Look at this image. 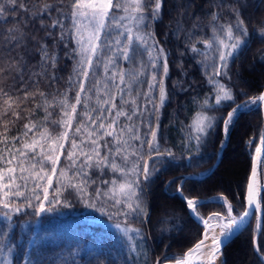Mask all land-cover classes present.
<instances>
[{
    "label": "trees",
    "instance_id": "trees-1",
    "mask_svg": "<svg viewBox=\"0 0 264 264\" xmlns=\"http://www.w3.org/2000/svg\"><path fill=\"white\" fill-rule=\"evenodd\" d=\"M24 2L29 8L35 3L37 14L45 11L46 4L54 7L43 19L19 7L16 12L0 16V157L7 160L10 153L19 156L20 151H27L23 147L25 143L38 140L35 153L42 158V149H49L65 132L67 138L58 140L64 147L55 149L60 159L51 186L46 179L35 182L29 179L22 188L33 207H26L24 198L16 201V206L24 207V211L13 216L14 225L8 237L0 239V245H7L0 252V264L4 263L5 255L9 264H29V261L31 264H161L199 241L203 226L198 220L212 214L224 216L225 202L233 213L243 212L245 183L263 124L261 110L259 105L241 110L227 134L223 133L221 117L226 118L228 111L259 95L262 89L264 0H162V10L156 19L152 18L156 0H142L146 26L140 32L147 34L146 42H134L133 47L148 49L142 57L143 65L136 64L139 57L126 62L122 55H117L118 64L111 69L142 68L143 74L139 77L142 83L136 89L148 97L133 93L137 104L124 105V108L130 114L134 108L139 110L132 120L121 117L118 125V129L130 126L139 139H129L132 133H127L128 145L124 146L127 159L123 158L124 153L113 155L109 157L108 167L84 168L86 177L80 171L85 159L81 153L93 154L94 146L88 129L82 127L87 120L83 115L84 106L77 105L69 128L64 123L67 117L61 104L67 100V110L71 111L70 105L75 104L79 81L83 79L77 74L80 58L73 51L77 49L76 41L68 37L59 39L62 31L74 33L73 0ZM55 7H61L68 17L63 29H51L52 21L59 18ZM111 15L119 19L124 13L113 10ZM241 19L248 43L235 56H229L227 67L221 68L220 53L226 49L220 41L228 43L229 25L235 26ZM9 29L17 30L18 44L8 38ZM118 38L127 43L124 36ZM206 42L212 47H206ZM42 44L50 56H55V68L50 66L51 60L42 63ZM193 47L198 51H192ZM97 71L96 79H102L105 76L102 64ZM217 71L221 74L217 75ZM160 81L166 92L162 104ZM92 82V77L85 81L86 89ZM152 83L157 86L149 89ZM221 88L229 91L234 99L222 100L217 105ZM125 99L129 97L126 95ZM116 102L119 105L118 90ZM91 103L94 106L95 99ZM201 114L212 118L214 126L198 143L195 122ZM77 127H81L80 133L76 132ZM153 131L157 133L153 147L158 151L144 143L153 141ZM42 133H47L44 139H41ZM73 139L78 142L76 149L72 148ZM106 142L112 143L113 138L104 137L99 141ZM100 151L101 155L107 154L105 148ZM69 152L75 154V165L68 158ZM216 157L217 163L212 167ZM113 160L123 172L111 168ZM26 163L30 165L31 160ZM145 165L148 179H145ZM5 166L0 161V168ZM51 167L50 163L46 165L48 175ZM60 170L66 171V177L59 176ZM202 172L201 177L195 176ZM260 175L264 182V167ZM125 181L134 182L136 193L127 202L118 191L119 184ZM35 183L40 187H35ZM69 183L82 187L83 191L70 187ZM181 184L183 189L179 191ZM45 187L49 200L56 197L59 203L45 201V208L52 210L36 215L39 201L34 197L38 195L43 200ZM3 195L0 191V198ZM118 199L122 201L119 204ZM186 199L199 201L193 213L197 220L192 217ZM128 203H139L142 211L133 212ZM258 204L261 221L264 220V190L258 195ZM4 211L0 208V213ZM252 213L246 226L222 246L220 264H264V228L256 226L255 211ZM2 226L0 221V229ZM117 226L138 229L135 241L128 239Z\"/></svg>",
    "mask_w": 264,
    "mask_h": 264
},
{
    "label": "snow or ice",
    "instance_id": "snow-or-ice-1",
    "mask_svg": "<svg viewBox=\"0 0 264 264\" xmlns=\"http://www.w3.org/2000/svg\"><path fill=\"white\" fill-rule=\"evenodd\" d=\"M22 8L26 12H32L33 15H38V18L43 19L45 14L51 13L53 10V5H44V12L39 14L36 13L37 5L33 3L31 8L28 7V4L24 0H0V16H4L9 12H16L17 8ZM144 4L142 0H124V3L121 4L116 2V0H73L72 10H71V27L74 29V33L70 31H62L59 39L61 41L65 40L66 37L73 39L77 43V49L73 51L79 56L77 62V74L81 75L83 79L79 81V91L75 97V104H71V111L67 100L61 101L65 109V116L67 120L64 123L67 124V127H72V121L75 118L77 113V105L83 104L84 106V117L87 120L82 123V127L88 129V137L91 140V144L94 146L91 150L93 154L81 153L85 156V159L82 161L80 166V171L83 172V176H87L88 173L84 172L83 169L86 167H108L109 166V157L113 155L119 156L121 153H124L123 158L127 159V149L124 147L128 145V139L125 138L127 133H132L129 139H139L135 134L134 130L128 127H120L118 129L119 120L121 117H124L127 120H132L133 115L139 110L134 108L131 111V114L125 110L124 105H136L137 101L133 97L144 95L148 97L147 93H141L137 91L136 85L142 83L139 77L143 74L142 68L137 67L135 70H127L117 68L112 71L114 65L118 64L116 60L117 55H122L126 62H132L134 57H139L141 59L136 61V64L143 65L142 57L145 51H148L144 47H133L134 42H139L143 44L146 42L147 34H141L140 29L142 26H146V18L143 15ZM113 10H122L124 15L120 16L117 19L116 16L111 15ZM162 10V0H156L155 8L152 12V18L156 19L158 14ZM55 11L59 13V18L52 21L51 29H56L57 27L64 28V23L68 19L64 15L61 7H55ZM237 15L239 12L237 10ZM216 17L213 15V20ZM85 21L87 23L85 24ZM124 21L129 23L125 25ZM123 29V31H120ZM13 29L8 30V38L14 39L16 44L19 43V39L15 35ZM135 31V35L133 34ZM52 34L51 32L49 33ZM264 35V32H262ZM124 36L127 43L122 41L118 37ZM248 33L244 27V21L238 20L235 26L229 25L227 29V38L228 43H225L223 40L220 41L221 46L226 49L220 53L221 68L227 67V60L229 56H235L237 51H239L243 46H245L248 41L246 37ZM8 42V39L5 40V43ZM206 47H212L210 42H206ZM15 47V45H13ZM41 61L43 64H47L51 60V67L55 68V56L51 55L47 51L45 44L41 45ZM192 51H198L193 47ZM75 58V57H73ZM103 65L105 76L102 79H96L99 76L97 69ZM152 67L155 68V63L152 64ZM167 62L164 64L165 73H167ZM2 71V69H0ZM110 73V74H109ZM217 75L221 73L217 71ZM89 77L93 78L91 86L86 89L85 81H88ZM153 80H156V77L153 76ZM157 86L155 83L149 84L148 87ZM161 89V104L163 103L166 92L163 86V81L159 82ZM117 90L119 93V105L117 104ZM27 90L25 89V93ZM222 95L217 96L216 104L219 105L222 100H233L234 98L229 91L221 88ZM4 95L7 96L8 93L4 92ZM44 94L41 93V96ZM128 96L129 99H125V96ZM95 99V105H92V101ZM150 99V97H149ZM258 101H264V94L260 95L258 98H254L250 101H246L242 105H238L236 108H233L230 112L227 113V118L221 117L224 124V133L227 134L233 120L237 117V114L241 112L242 109H245L249 104H256ZM8 101H5L7 103ZM207 103V102H206ZM155 107V106H154ZM90 109V110H89ZM158 110V108L156 109ZM212 118L200 115L198 116L195 127L197 133L196 139L197 142H201L208 131L213 127ZM28 127L27 125L25 126ZM32 131L31 128L28 129ZM76 132H81V127L76 128ZM27 135V133H25ZM157 133L152 132L153 141L145 140L144 143H147L150 149H154V140ZM47 136V133L41 134V139H44ZM104 137H112V143H99L100 140H103ZM60 138H67V132L62 134V137H58L57 141L53 142V145L47 149L41 150V157L36 156L35 149L38 140H33L31 144H24V149L27 151H20L19 156L11 154L7 160H4L3 157H0V161H3L6 166L0 168V191L3 192V198H0V208H3L5 211L0 213V221H2V229H0V239H6L9 235V231L14 225L13 216L24 211V207L16 206V201L24 198L27 200L26 207H33L32 201L24 197L22 188L26 186V183L29 179L35 181L47 180L48 186H51L53 176L58 172L56 167L59 162L60 157L55 155L56 147L63 148L62 143H58ZM83 143V141L79 142ZM78 147V142L73 139L72 148L76 149ZM101 148L107 149V154L101 155ZM261 151V149H258ZM30 153V155H29ZM134 154V153H133ZM73 152L68 153V158L72 160L73 165L76 161L73 159ZM171 155V154H170ZM31 160V164L26 163L27 160ZM51 164V175L47 174L46 165ZM37 166L39 170L37 171ZM111 168L114 171L123 172L124 170L119 168V166L113 160L111 163ZM260 166L264 167V159L260 161ZM31 169V171H30ZM17 170H19V175H17ZM255 164L253 167V177L255 176ZM26 173H28L26 175ZM43 173V175H41ZM145 179H148V168L145 165L144 167ZM79 175V173H77ZM67 173L64 170L59 171L60 177H66ZM18 181H23V183H18ZM86 183V181H83ZM116 181H113L115 184ZM35 187H40L39 183H35ZM70 187L78 188L81 192L83 188L69 183ZM134 189V182H121L118 187V191L122 196L125 197V202L131 199V197L136 196ZM183 185H180L179 191H182ZM248 200L249 204L252 203L254 192H253V183L250 181L248 185ZM44 199L40 200L38 195H35V199L39 201L38 206H36V215H40L45 211H51V208L46 209L44 202L48 201L49 204L53 202L59 203V199L54 197L53 200L48 198V188L45 187ZM59 192V189H57ZM139 198L137 197V200ZM121 200H117L116 203H121ZM188 208L195 213L199 207V201L193 199H186ZM127 206L133 211H142L141 205L139 203L132 204L128 203ZM232 209L229 208V223L227 225H222L221 235L217 237L215 234L211 236V245L205 247L204 241L198 242L193 249H190L185 253L184 258L177 260L176 264H190L189 257L193 256L195 253L200 252L204 259L201 261V264H213L214 257L220 249L221 244L223 243V238H227L235 230V227H238L239 224L243 223L244 219L252 215V212L245 211L239 219L231 217ZM218 218V215L217 217ZM207 223V221H205ZM259 228H264V220L258 222L257 225ZM119 227V226H117ZM123 231L126 232H136L138 229L127 228ZM211 231V229H210ZM207 233L205 234V239H208ZM7 245H0V252H3V249ZM9 252L11 248L7 249ZM203 250V251H202ZM4 264H9L7 256L4 257ZM31 264V261H29Z\"/></svg>",
    "mask_w": 264,
    "mask_h": 264
},
{
    "label": "water",
    "instance_id": "water-1",
    "mask_svg": "<svg viewBox=\"0 0 264 264\" xmlns=\"http://www.w3.org/2000/svg\"><path fill=\"white\" fill-rule=\"evenodd\" d=\"M262 94H264V82H263V85H262V89H261V91L259 93V96L262 95ZM258 104H259V107H260V110H261L263 124H262V128H261V132H260V136H259L257 145L255 146V149L253 151V155L251 157L249 172H248V175H247V179H246V183H245V189H244V197H243L244 209H243V212H242L241 216L244 214L245 211H249V212L256 211V209H255V207H253V205H255L256 202L258 203V194H259L258 192L259 191L256 193V195L254 194L251 204H249V200H248V194H249L248 185H249V182L251 181L253 183V192H254L255 181L257 179V175L259 174V170H260V167H261L260 166V161L262 159H264V101H259ZM255 106H257V104ZM258 149H261V151H258ZM217 160H218V157H216L212 167H214L216 165ZM254 164H255L256 171H255V176L253 177L252 173H253ZM199 177H201V176H199ZM191 215H192V217L194 219L197 220L196 216L192 212H191ZM250 217H251V215L247 216L244 219L243 223L239 224L238 227H235V230L231 233V235H229L227 238H223V243L221 244L219 251L221 250L222 246L227 241H229L234 235H236L238 232H240L246 226V224L248 223ZM198 222L203 226V230H202V233H201L200 240L195 242L194 244H192L191 246H189L188 248H186L182 252H180L178 255L174 256L173 260L168 262L169 264H176L177 260H180V259L184 258L185 253H187L190 249H193L194 246L198 242H200L202 240L204 241L205 247H208V246L211 245V241H206L205 240V234L207 233L206 232L207 231V226L205 225V223L203 221H199L198 220ZM203 259L204 258H202V260ZM189 261L192 264L193 261H194L193 257H189ZM200 264H201V261H200Z\"/></svg>",
    "mask_w": 264,
    "mask_h": 264
},
{
    "label": "rangeland",
    "instance_id": "rangeland-1",
    "mask_svg": "<svg viewBox=\"0 0 264 264\" xmlns=\"http://www.w3.org/2000/svg\"><path fill=\"white\" fill-rule=\"evenodd\" d=\"M120 2L121 3H124V0H120ZM87 23V21H85V24ZM127 23H129L128 21H127ZM259 97V95H257V96H255V97H252V98H249V99H246V100H244L243 102H241L239 105H242V104H244L246 101H250V100H252V99H254V98H258ZM259 102V101H258ZM258 102L256 103L257 105H258ZM256 104H249V106L247 107V108H245V109H242V110H246V109H249V108H253ZM237 106H235V107H233V108H236ZM232 108V109H233ZM231 109V110H232ZM230 110V111H231ZM230 111H228V112H230ZM226 118H227V114H226ZM223 129H224V126H223ZM223 133H224V130H223ZM225 134V133H224ZM259 139V138H258ZM257 145V144H256ZM254 149H255V147H254ZM262 168L263 167H260V170H259V181H260V189H259V192L258 193H260V191H262V190H264V182L261 180V175H260V172H261V170H262ZM203 174V172L202 173H199V174H197V175H195L196 177L197 176H201ZM262 187V188H261ZM222 201V200H221ZM229 208H231V206H229L226 202H225V204H224V209H225V215L223 216V215H218V218H216L217 217V215H215V214H212V215H210V216H208L207 218H204V219H202V218H200V221H203L204 223H205V221H207V223H205V225L207 226V233H208V231H209V229L210 228H212V227H221L223 224H228L229 223ZM192 212V211H191ZM193 213V212H192ZM241 214H242V211L241 212H238V213H233V212H231V217H233V218H236V219H238L240 216H241ZM260 214H261V211H260V207H259V205H258V203L256 204V211H255V213H254V218H255V222H256V226L258 225V222L260 221ZM258 227V226H257ZM123 234H125L126 235V237L128 238V239H131V240H133V241H135V232H126V231H123L124 229H127V228H124V227H117ZM174 258V257H173ZM173 260V259H172ZM168 262H170V261H167L166 263H168ZM220 263H221V261H220ZM4 264V263H3Z\"/></svg>",
    "mask_w": 264,
    "mask_h": 264
},
{
    "label": "bare ground",
    "instance_id": "bare-ground-1",
    "mask_svg": "<svg viewBox=\"0 0 264 264\" xmlns=\"http://www.w3.org/2000/svg\"><path fill=\"white\" fill-rule=\"evenodd\" d=\"M260 181H259V174L257 175V179H256V181H255V185H254V194L256 195V193L259 191V189H260ZM256 204H257V202L255 203V205H253V207H255V209H256ZM239 219V218H238ZM223 225H227V223L226 224H223ZM210 229H211V231H210ZM209 229V231H208V233H207V235H208V239H205L206 241H211V236L213 235V234H215L217 237H220V235H221V230H222V228L221 227H212V228H210ZM203 251V250H202ZM191 257H193V259H194V261H193V263L192 264H200V261H202V258H204L202 255H201V253L200 252H197V253H195L193 256H191ZM220 261H221V256H220V251H218L217 252V254L215 255V257H214V261H213V264H220ZM162 264H169V263H162ZM191 264V263H190Z\"/></svg>",
    "mask_w": 264,
    "mask_h": 264
}]
</instances>
